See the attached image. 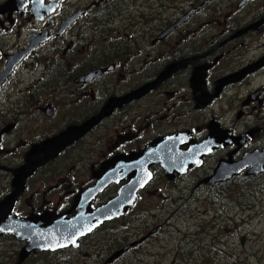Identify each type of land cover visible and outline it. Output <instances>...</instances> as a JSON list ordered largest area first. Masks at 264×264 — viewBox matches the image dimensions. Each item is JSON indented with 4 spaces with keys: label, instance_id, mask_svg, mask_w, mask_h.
Wrapping results in <instances>:
<instances>
[{
    "label": "flooded vegetation",
    "instance_id": "1",
    "mask_svg": "<svg viewBox=\"0 0 264 264\" xmlns=\"http://www.w3.org/2000/svg\"><path fill=\"white\" fill-rule=\"evenodd\" d=\"M263 151L264 0H0V264H139L161 203L241 198L264 172H215ZM125 191L67 247L30 249L14 226L93 217Z\"/></svg>",
    "mask_w": 264,
    "mask_h": 264
},
{
    "label": "rangeland",
    "instance_id": "2",
    "mask_svg": "<svg viewBox=\"0 0 264 264\" xmlns=\"http://www.w3.org/2000/svg\"><path fill=\"white\" fill-rule=\"evenodd\" d=\"M262 192L251 201L161 203L163 211L156 214L164 217L151 220L153 228L162 227L152 240L153 256L139 264H264ZM152 204L159 202L152 199Z\"/></svg>",
    "mask_w": 264,
    "mask_h": 264
},
{
    "label": "water",
    "instance_id": "3",
    "mask_svg": "<svg viewBox=\"0 0 264 264\" xmlns=\"http://www.w3.org/2000/svg\"><path fill=\"white\" fill-rule=\"evenodd\" d=\"M92 125V123H88L87 127L88 129L90 128V126ZM84 126V131L85 129L87 128ZM92 128V127H91ZM74 131V130H73ZM69 132V131H68ZM72 132V131H71ZM74 137L72 136L71 133H64L62 134L61 136L57 137V138H54V139H51L49 141H47L43 147L46 151V154L48 157H54L56 155H59V153L65 149L72 141H73ZM175 140V139H174ZM170 142V145L168 144L169 148L164 150L160 155H164L165 153H168V158H170L171 156H173V152L170 150L171 147H173V143H175L174 141L172 140H169ZM209 142V143H208ZM210 141H207L206 143H204L203 145H201L200 147L205 149V148H208L211 144ZM166 144V143H165ZM164 146V145H163ZM161 146V147H163ZM211 147V146H210ZM165 148V147H163ZM162 148V149H163ZM198 149V148H197ZM197 149L194 151L192 149V153L190 155L194 156L195 153L197 152ZM159 150V149H158ZM157 152V151H156ZM195 152V153H193ZM160 153V152H159ZM261 154V155H260ZM198 156V155H197ZM256 158H255V157ZM260 156V157H259ZM262 156V158H261ZM253 158V159H252ZM255 158V159H254ZM257 159V160H256ZM259 159H264V151L261 152V153H256L254 155H250L248 160L244 161L245 163L249 164V165H254V166H246L243 164V166H227V167H231V170L234 171L232 172L231 174L228 175V178L232 177L233 175H238L240 174L243 170L245 169H248V168H251V171H256L255 173L258 174V173H263L264 172V164L263 166H259L258 165V161ZM257 161V162H256ZM252 162L254 164H252ZM28 163H31L30 160H28ZM40 162H37L36 161V166H25L22 170H20L18 172V174H16V181H17V185H19L18 188L24 186V182L26 180V178L33 174L37 165L39 164ZM123 167V166H122ZM127 168L129 167L130 168V173H132V170H134L135 168H132L131 166H126ZM134 167H137V166H134ZM150 166H146L145 169L146 171L148 170ZM163 168L165 169H170L172 170L174 167L173 166H162ZM187 167L188 166H182V167H178L180 169H185V171L187 170ZM126 168V169H127ZM226 168V166H219L215 172V175L213 177V179H220L219 178V175H221L224 171V169ZM122 169V168H120ZM234 169H237L236 171ZM253 169V170H252ZM253 172V173H254ZM184 173V172H183ZM251 173V172H250ZM150 177H148L149 179ZM227 178V179H228ZM147 179V177H146ZM225 179V177L223 178ZM145 179H140V180H137V183L143 181ZM127 190H130L131 192H133L135 194V189H137V186L134 182H132V184H130L127 188ZM17 194V193H16ZM124 194H128L126 191L124 192ZM133 199V200H132ZM132 199L130 200L131 202L128 205V208L134 204V201L135 199H137V196L136 195H133ZM121 202V199H117L116 200V207L114 208L113 211H117V207L118 206H122L123 204H126L127 202H123L122 204L118 205V203ZM10 203V202H9ZM115 203H110L109 205L105 206V207H102L101 209H99L97 212H96V215L91 217L90 215H84L83 214H78L75 218H72L70 221H68L67 219L65 218H59L57 219V221L55 223H43L41 221H38V220H31V221H28L26 223H21L19 225V223H17V226L14 225L16 228H20L21 226V231L23 233V236L25 239L29 240L31 242V246H30V249H36L37 251H43V250H56V249H59V248H62V247H67V246H70L71 243H74L75 240L77 238L80 237V234H82V231L80 230L81 227H79V229L76 231L75 235L73 237H71L70 239H65L64 242H61L59 240L55 241V237L53 236H56V234H61V235H66L70 232L71 230V226L73 225H76V224H79V226H81V222H84L88 220L87 223L90 222V225L89 227L92 226L93 222L96 221V219H102L104 217H101L102 215H108L110 212H113V211H107L110 209V207H112ZM127 208V209H128ZM0 210H3L0 209ZM107 211V212H106ZM2 212V211H1ZM106 212V213H105ZM105 213V214H104ZM108 219V218H107ZM44 221V220H43ZM103 221V220H102ZM43 223V224H42ZM15 224V223H14ZM87 225V224H86ZM94 225V224H93ZM78 227V226H77ZM89 227H85L88 228V230L90 229ZM4 228V227H3ZM2 228V229H3ZM52 228V229H51ZM46 229V231L44 232V230ZM51 229V230H50ZM56 229V230H55ZM18 230V229H17ZM55 230V231H54ZM20 231V232H21ZM60 231V232H59ZM54 232V233H53ZM57 232V233H55ZM56 243H62L63 245L61 246H58L59 244H56Z\"/></svg>",
    "mask_w": 264,
    "mask_h": 264
},
{
    "label": "bare ground",
    "instance_id": "4",
    "mask_svg": "<svg viewBox=\"0 0 264 264\" xmlns=\"http://www.w3.org/2000/svg\"><path fill=\"white\" fill-rule=\"evenodd\" d=\"M260 157V156H259ZM261 158H262V156H261ZM145 167L146 166H137L136 167V177L138 176V178H137V180H140V179H142V178H144V175L146 174V169H145ZM232 172H234V171H232L231 170V167H226L225 169H224V171H223V173L219 176V178H224V177H227L230 173H232ZM131 193H129V194H125L124 195V199H121V202L120 203H118V205H120V204H122L123 202H125V201H127V198L129 199V198H131ZM127 196V197H126ZM128 202H130V200L128 201ZM116 207V203L112 206V207H110V209L109 210H107V211H113L114 210V208ZM106 211V212H107ZM105 212V213H106ZM84 213V215H86L85 214V212L84 211H80L78 214H83ZM104 213V214H105ZM87 216V215H86ZM109 215H102L101 217H108ZM87 222H88V220L87 221H85V223L84 222H81L80 224H81V226H79V224H76V225H73V226H71L70 228H71V230H70V232L68 233V234H66L65 236L64 235H61V234H56V236H53V237H55L54 239H55V241H57V240H59V241H61V242H64L65 241V239H70L71 237H73L74 235H75V233H76V231L79 229V227H81V231L83 232L84 230H85V226H86V224H87ZM90 222H91V220H90ZM89 222V223H90ZM78 226V227H77ZM52 229V228H51ZM50 229V230H51ZM56 230V229H55ZM54 230V231H55ZM46 231V229L44 230V232ZM60 232V231H59ZM54 233V232H53ZM55 233H57V232H55ZM56 244H59L58 246H61V245H63L62 243H56Z\"/></svg>",
    "mask_w": 264,
    "mask_h": 264
},
{
    "label": "trees",
    "instance_id": "5",
    "mask_svg": "<svg viewBox=\"0 0 264 264\" xmlns=\"http://www.w3.org/2000/svg\"><path fill=\"white\" fill-rule=\"evenodd\" d=\"M256 185L257 186H255V190H252L250 188L245 189L240 199H242V201H251L252 199H254V197L260 196V194L263 193L262 191H264V183H261V181H259L256 183Z\"/></svg>",
    "mask_w": 264,
    "mask_h": 264
}]
</instances>
